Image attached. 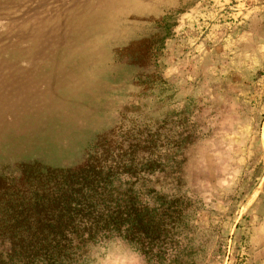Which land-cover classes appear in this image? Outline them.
Segmentation results:
<instances>
[{
  "label": "rangeland",
  "instance_id": "obj_1",
  "mask_svg": "<svg viewBox=\"0 0 264 264\" xmlns=\"http://www.w3.org/2000/svg\"><path fill=\"white\" fill-rule=\"evenodd\" d=\"M139 94L193 145L174 229L95 263L264 264V0H0V171L81 162Z\"/></svg>",
  "mask_w": 264,
  "mask_h": 264
},
{
  "label": "trees",
  "instance_id": "obj_2",
  "mask_svg": "<svg viewBox=\"0 0 264 264\" xmlns=\"http://www.w3.org/2000/svg\"><path fill=\"white\" fill-rule=\"evenodd\" d=\"M131 46L122 51L144 66L147 51L133 53ZM138 98L115 127L96 136L81 162L32 160L14 172L1 169L0 264H96L112 245L174 229L172 204L182 196L169 193L165 206L164 192L184 185L193 145L182 143L188 138L163 141L147 109L152 96Z\"/></svg>",
  "mask_w": 264,
  "mask_h": 264
}]
</instances>
